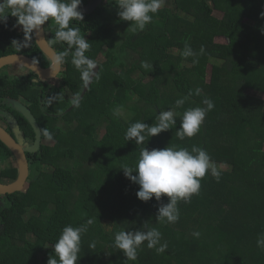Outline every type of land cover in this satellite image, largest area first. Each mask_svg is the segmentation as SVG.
<instances>
[{"label": "trees", "instance_id": "trees-1", "mask_svg": "<svg viewBox=\"0 0 264 264\" xmlns=\"http://www.w3.org/2000/svg\"><path fill=\"white\" fill-rule=\"evenodd\" d=\"M106 1L115 8L102 4L93 16L82 12L83 20L70 21V27L88 33L90 48L84 55L98 63L80 99L86 65L78 68L74 58L67 59L65 87L40 86L32 82V71L15 76L0 70V121L14 137L17 126L23 146L31 143L33 129L13 102L23 97L43 140L36 152H26L25 188L0 199V264H47L62 229L88 220L92 223L81 236L77 264H264V248L257 245L264 234V99L246 93L264 90V0H211L212 6L206 0H163L165 5L137 32L132 22L119 17L114 0ZM214 10L221 12L219 18ZM179 11L190 23L178 22L169 30ZM57 30L50 28L55 35ZM20 37L22 26L8 14L0 23V56L16 51L12 41ZM185 45L195 55L185 57ZM32 54L41 56L43 66L49 64L35 42ZM208 62L211 75L204 83ZM206 98L214 107L200 126V138L181 140L177 131L183 113L203 106ZM178 99H184L182 106L177 107ZM169 109L177 113L172 129L146 137L142 144L126 141L133 123L154 126L158 113ZM49 139L52 145L45 142ZM171 146L203 148L217 167L224 163L230 169H218L219 180L206 173L199 192L187 202L178 201L175 223L157 219L166 196L141 201L139 185L120 169L135 167L145 147ZM16 176L14 156L0 141V181ZM151 228L161 232L164 252L149 249L145 241L130 261L113 246L120 230Z\"/></svg>", "mask_w": 264, "mask_h": 264}, {"label": "clouds", "instance_id": "clouds-1", "mask_svg": "<svg viewBox=\"0 0 264 264\" xmlns=\"http://www.w3.org/2000/svg\"><path fill=\"white\" fill-rule=\"evenodd\" d=\"M114 2L118 7L119 17L132 22L133 32L143 31L152 20L151 14H155L163 4V0H114ZM81 3L82 0H0V23L7 20L8 14L16 17V23L22 26L25 41L13 40L12 43L21 48L27 46V41L34 31L39 32L50 18L55 20L58 25L56 36L66 42L69 49H74V63L78 68L86 65L83 77L88 80L91 69L95 67L94 62L84 55L90 45L80 34L79 28L70 27V21L83 20V13L78 7ZM182 54L185 57L195 55L188 45H185ZM67 55V51L62 52L57 60H62ZM144 66L149 67L147 64ZM175 103L177 107L182 106L184 99H178ZM202 104L203 106L189 108L183 113L180 128L177 131L181 140L185 136H194L200 130L206 113L214 107L213 102L207 98L202 101ZM116 114L119 115L120 111L117 110ZM176 116L177 113L169 109L158 113L157 123L154 126L137 121L128 127L125 139L142 144L146 137L172 129L176 124ZM45 135L49 133L45 132ZM120 169L123 170L126 178L139 185L136 196L141 201L146 202L153 197L160 201L162 195L168 198L167 203L158 208L157 219L169 223L179 219L178 201L187 202L193 194H197L200 189V180L206 173L210 172L217 180L220 178L216 163L203 148L197 146H193L191 151L177 146L151 150L145 147L141 150L135 167L124 164ZM91 223L92 221L88 220L86 225L65 226L53 244L54 255L49 256L47 264H77L80 258L81 236L87 231V225ZM194 235L198 236L199 233ZM161 236V232L156 228L136 231L120 230L114 235L113 246L121 250L128 260L135 261L138 249L145 241L149 249L156 248V251L164 252L167 244L160 243ZM257 245L264 248V234L257 239Z\"/></svg>", "mask_w": 264, "mask_h": 264}, {"label": "water", "instance_id": "water-1", "mask_svg": "<svg viewBox=\"0 0 264 264\" xmlns=\"http://www.w3.org/2000/svg\"><path fill=\"white\" fill-rule=\"evenodd\" d=\"M100 1L101 0H95L93 3L84 6V8L81 11L85 13H90L100 4ZM33 35L38 47L41 49L42 53L48 59L51 60L52 64L48 67H42L30 57L21 54L19 52H13L10 54L0 56V69L3 66H7L11 64L22 65L27 67L30 71L38 75L40 78H49L57 73V71L60 68V62L57 60L58 55L47 42L44 36L43 27L37 33L34 31ZM94 64L95 67L91 69L89 78L85 82L84 88L79 96V99L87 91L89 85L91 84L98 70L97 63L94 62ZM13 102L15 108L23 114V116L28 120L29 124L31 125L34 132V140L30 146H23L22 136L20 135L17 126H14L12 128V131L15 134L14 137V135H11L2 125H0V141L3 142L10 149L17 165V176L15 180L10 182L0 181V195L21 191L25 188L29 176V167H28L26 152L29 153L36 152L41 142V130L30 109L21 102L14 100Z\"/></svg>", "mask_w": 264, "mask_h": 264}, {"label": "flooded vegetation", "instance_id": "flooded-vegetation-1", "mask_svg": "<svg viewBox=\"0 0 264 264\" xmlns=\"http://www.w3.org/2000/svg\"><path fill=\"white\" fill-rule=\"evenodd\" d=\"M95 0H83L82 1V3L78 6L79 7V9L80 10H82L83 8H84V6H87V5H89V4H91V3H93ZM102 4H104V5H106L108 8H110L109 6H111L112 8L111 9H114L115 8V5L113 4V2H109V1H106V0H101L100 1V4L95 8V9H93L90 13H88V14H90V16H93L92 14L94 13V11L98 8V7H100ZM109 5V6H108ZM76 20H78V19H76ZM52 21H53V23H52ZM73 22H75V19L74 20H72ZM78 26V25H77ZM76 26V27H77ZM43 27V31H44V36H45V38H46V40H47V42L49 43V45L51 46V48L56 52V54L57 55H59L60 53H62V52H65V51H67L68 52V55L67 56H65V57H63V59L62 60H59V62H60V68H59V70L57 71V73L54 75V76H52V77H49V78H40L38 75H36V77H33L31 80H32V82H35V83H41V84H43V85H40V86H45L44 84H47V86H48V88H52V87H55L56 85H61V86H66V84H65V81H67V80H65V72H67V70H68V68H67V59H69V57L70 58H74V49H69L68 48V46H67V43L66 42H64V41H61L56 35H55V33H52L51 31H50V28H52V29H58V25L56 24V22H55V20H53V19H49V21L48 22H46L45 23V25H43L42 26ZM80 34L83 36L84 35V37H86L87 35H88V33L86 32V33H84V32H81L80 31ZM31 38H33V42H35V44L37 45V43H36V41H35V38H34V35L32 34V36L30 37V39ZM28 40L27 41V46H25V47H21V49L20 48H17L16 49V51H14V52H19V53H21V54H24V55H26V56H28V57H30L31 59H33L34 61H36L39 65H41L42 67H48V66H50L51 64H52V62H51V60L50 59H48L47 57H46V59L49 61V64L48 65H46V66H43L42 65V61L38 58V56L41 58V56L40 55H38L37 57H35V58H33V54H32V52H33V42L31 41V40ZM14 40H15V38H14ZM16 41H18V42H24L25 41V37H20L18 40H16ZM38 46V45H37ZM14 47H17V45L16 44H14ZM39 48V47H38ZM23 49V50H22ZM40 49V48H39ZM41 50V49H40ZM23 51H24V53H23ZM25 52H28L27 54L25 53ZM42 52V51H41ZM71 52V53H70ZM101 53L102 52H100L99 53V55H101ZM94 62H96V61H94ZM97 63V62H96ZM97 65H98V63H97ZM16 65L15 64H11V65H7V66H3L1 69H6V71L9 73V70H7V69H9V68H11V69H14V67H15ZM20 67H19V69L21 70V71H23L22 72V74H29L30 73V70L27 68V67H25V66H22V65H19ZM0 69V70H1ZM98 71V70H97ZM97 73V72H96ZM22 74H15V76H19V75H22ZM96 75V74H95ZM69 80H71V79H69ZM85 82H86V80H85ZM85 82H84V85H85ZM84 85H83V88H84ZM29 87V86H28ZM64 87H63V89H64ZM40 88H42V87H40ZM83 90V89H82ZM68 91H70V90H68ZM72 92V91H71ZM80 96V95H79ZM73 98V97H72ZM78 100V99H77ZM19 102H21L22 104H24V105H26L27 107H28V103H29V101H27L25 98H23L22 97V100L21 101H19ZM74 105V104H73ZM73 105H71V106H73ZM0 125H2L5 129H6V125H5V123L4 122H1L0 121ZM7 130V129H6ZM8 131V130H7ZM10 134H11V132L10 131H8ZM34 133V132H33ZM12 135V134H11ZM33 140H34V134H33ZM33 140L31 141V143L29 144V145H27V146H30L31 144H32V142H33ZM43 142V140H42V137H41V142H40V144ZM28 160V159H27ZM2 182H5V181H2ZM7 182V181H6ZM1 197H2V195H0V199H1Z\"/></svg>", "mask_w": 264, "mask_h": 264}, {"label": "rangeland", "instance_id": "rangeland-1", "mask_svg": "<svg viewBox=\"0 0 264 264\" xmlns=\"http://www.w3.org/2000/svg\"><path fill=\"white\" fill-rule=\"evenodd\" d=\"M206 1L212 6L211 0H206ZM167 4H169V3H167ZM163 5H165V2H163L162 6ZM109 7H110L109 9L112 8L111 6H109ZM213 15L215 17H218L219 18L221 16V12H219L217 10H214L213 11ZM178 22H183L185 24H188V23H190V17L188 15H186L184 11H179L177 13L176 17L173 18V19H171L169 21V24H168L167 28L169 30H173L175 28L176 24H178ZM52 23H53V21H52ZM215 41L216 42L224 43L227 40H226V38H223V37H215ZM173 52H174V56H177L179 51L177 49H174ZM19 67H20L19 65H16L14 67V69L9 68L7 70H9V73L12 74V75L22 74L23 71H21L19 69ZM204 74H205V76H204V83H208L209 80H210V75H211V62H208L207 63L206 68H205V71H204ZM63 90H64L63 93L67 94L70 98H72L74 96V94L71 91H68V88H64ZM167 91L169 92V89H167ZM246 93L249 94V95H251V96H255V97H259V98L264 99V90H261L259 87L256 88V89H254V90L248 89V90H246ZM121 113H122L121 115L124 116L125 113H126V111H123L122 110ZM193 137L200 138V135L197 132ZM45 142L48 143L49 145H52L53 144V141L51 139H49V140H47ZM218 169L223 170V171H227V170L229 171L230 170L229 169V166L227 164H224V163L219 164ZM48 170L50 171L51 170V167L44 166V171H48ZM27 217H28V214L27 215H24V219H26ZM210 229H211V227H209L207 229V231H209Z\"/></svg>", "mask_w": 264, "mask_h": 264}]
</instances>
